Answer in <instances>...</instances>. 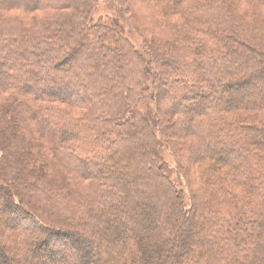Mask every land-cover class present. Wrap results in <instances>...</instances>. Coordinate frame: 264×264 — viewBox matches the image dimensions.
Here are the masks:
<instances>
[{"label":"trees","instance_id":"obj_1","mask_svg":"<svg viewBox=\"0 0 264 264\" xmlns=\"http://www.w3.org/2000/svg\"><path fill=\"white\" fill-rule=\"evenodd\" d=\"M104 1L0 0V264H264V0Z\"/></svg>","mask_w":264,"mask_h":264},{"label":"rangeland","instance_id":"obj_2","mask_svg":"<svg viewBox=\"0 0 264 264\" xmlns=\"http://www.w3.org/2000/svg\"><path fill=\"white\" fill-rule=\"evenodd\" d=\"M248 9H252L253 10V6H251V4H246L245 5V9L244 7H240V11L244 14H248L250 17H252L251 19H254V15L253 12H251V14H249L248 12H246ZM258 15V14H256ZM260 16H262V19L264 20V11L261 14H259ZM94 18L96 21L103 19L105 22H109V21H114L117 20V16L113 13V11L109 10V4H107V2H105L104 0H100V6L96 12V14L94 15ZM258 19V18H257ZM123 25V24H122ZM127 25V24H126ZM128 26V25H127ZM129 27V26H128ZM127 28V27H126ZM124 28L125 31V35L127 37H129L131 39V41L138 47L142 46L143 43V38H141L136 32L131 31L130 29H126ZM180 74L181 76L183 75V71L180 70ZM183 89L180 91H177L178 94L182 93ZM178 99L180 100V96L178 97ZM181 101V100H180ZM181 142H184V140H180ZM164 153H165V159L166 161L173 167H176V161L174 160V158L172 157V154L169 150H167V148L164 146ZM182 161V160H181ZM185 161L183 160L182 163H184ZM186 163V162H185ZM176 176V175H175ZM183 186H186V184L184 183ZM186 188V187H185ZM0 205H2V203L0 202ZM1 220L4 221V219L2 218ZM6 227L4 223H0V239L2 243H6V239H5V234H6ZM108 235H110L108 233ZM1 243V244H2ZM8 254L11 256L12 258V263L14 264H27V262L25 260L21 261L20 259H18L17 257L13 256L11 253L8 252ZM43 264H50L49 262L44 261Z\"/></svg>","mask_w":264,"mask_h":264}]
</instances>
